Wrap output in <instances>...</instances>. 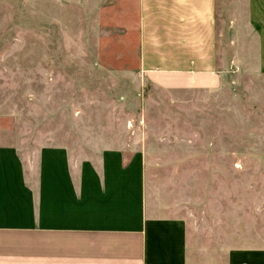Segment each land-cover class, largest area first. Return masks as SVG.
Segmentation results:
<instances>
[{
	"label": "crops",
	"instance_id": "obj_1",
	"mask_svg": "<svg viewBox=\"0 0 264 264\" xmlns=\"http://www.w3.org/2000/svg\"><path fill=\"white\" fill-rule=\"evenodd\" d=\"M36 1L51 5L47 18L61 30L63 11L75 8L94 52L134 50L137 71L124 58L120 75L155 88H221L231 70L218 30H255L264 63V0H220L221 26L217 0H27ZM81 141L23 154L0 140V264H264V249L228 248L208 232L190 212V197L153 187L151 141L103 137L86 152ZM188 168L175 178H191Z\"/></svg>",
	"mask_w": 264,
	"mask_h": 264
},
{
	"label": "rangeland",
	"instance_id": "obj_2",
	"mask_svg": "<svg viewBox=\"0 0 264 264\" xmlns=\"http://www.w3.org/2000/svg\"><path fill=\"white\" fill-rule=\"evenodd\" d=\"M50 6L0 0V140L31 154L44 144L83 140L86 152L92 139L140 135L155 156L153 187L190 197L197 222L228 248L264 249V63L255 30H218L231 70L221 88L176 92L122 77L118 61L138 69L134 50L94 52L80 13L66 8L61 30L47 18ZM183 155L195 159L179 163ZM184 165L191 178H175Z\"/></svg>",
	"mask_w": 264,
	"mask_h": 264
}]
</instances>
